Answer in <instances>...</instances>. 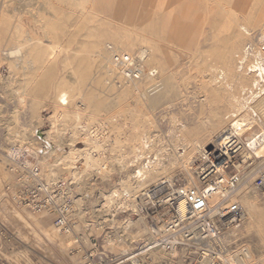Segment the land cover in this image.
Here are the masks:
<instances>
[{
	"label": "rangeland",
	"instance_id": "374dc122",
	"mask_svg": "<svg viewBox=\"0 0 264 264\" xmlns=\"http://www.w3.org/2000/svg\"><path fill=\"white\" fill-rule=\"evenodd\" d=\"M108 43L124 56L147 47V67L159 69L162 90L147 102L124 95L129 83L107 61ZM58 86L69 94L63 135L51 119ZM86 125L101 135L98 149L120 155L125 168L102 158L84 171L82 155L67 165L72 130ZM231 136L245 150L228 169L243 175L235 202L244 218L230 237L234 248L251 252L246 264H264V0H172L168 7L157 0H0V264H134L121 261L146 244L155 217L173 212L170 195L179 200L178 189L199 183L201 153ZM21 162L48 181L74 183L69 232L56 215L16 201ZM56 162L61 168L52 174ZM138 170L143 186L133 180L130 194L116 198ZM118 200L131 206L113 216ZM174 252L143 261L196 264L185 250Z\"/></svg>",
	"mask_w": 264,
	"mask_h": 264
},
{
	"label": "built area",
	"instance_id": "2783aa9c",
	"mask_svg": "<svg viewBox=\"0 0 264 264\" xmlns=\"http://www.w3.org/2000/svg\"><path fill=\"white\" fill-rule=\"evenodd\" d=\"M125 65H133L132 56L117 57ZM130 74L137 73L131 70ZM218 149L201 153L202 167L199 183L181 187L175 193L185 201L186 210L174 207L170 195L169 205L173 208L171 217L162 222L150 224L149 237L141 250L143 258L155 249L167 255L179 249L194 257L196 264H246L251 258L248 247L234 248L231 240L233 230L241 225L244 218L242 206L235 202L243 175L240 171H229L233 160L242 151V145L231 136ZM16 201L37 214H54L63 229L70 231L74 223L76 202L74 183L68 180L48 181L35 165L20 163L15 187ZM143 258L137 264H146ZM84 264H95L88 259Z\"/></svg>",
	"mask_w": 264,
	"mask_h": 264
},
{
	"label": "bare ground",
	"instance_id": "6f19581e",
	"mask_svg": "<svg viewBox=\"0 0 264 264\" xmlns=\"http://www.w3.org/2000/svg\"><path fill=\"white\" fill-rule=\"evenodd\" d=\"M158 2V6H170L172 3V0H157ZM80 7V6H79ZM106 50L111 52V56L110 58L107 60L109 61V63L112 65V70L116 71L117 75L119 77H122L124 80H126V84L129 83V85L124 89V95H129L132 92L134 94H136L138 97H141L142 102L143 100L145 102L150 100L151 95L155 94L156 92L162 90L163 88V83L160 80V76H159V69H150L147 67V63L148 61L151 59V57L149 56V49L147 47H140L132 56L134 62L133 65H125L123 62L117 60V57H122L124 56L121 53H117L115 51V49L113 48V46L108 43L106 45ZM158 51H160L158 49ZM16 53V51H10L7 52L6 54L8 56H13ZM159 53V52H158ZM160 54V53H159ZM2 55V54H1ZM263 69V68H262ZM134 71L135 73H137L136 76H132L130 74V72ZM206 71V70H205ZM226 74V73H225ZM222 76V74H220ZM168 76V75H167ZM201 81V80H200ZM117 83V82H116ZM112 86V85H111ZM171 86V85H170ZM59 87V88H58ZM57 87V92H58V102L56 104V111L55 113H53L51 115V119H52V123H53V130L56 131L57 133L61 132L62 135L65 133L66 128L61 129V120L64 119L65 116L69 115L68 113V108L67 105L69 104V94L67 89H61V86ZM146 88V89H145ZM232 89V88H231ZM173 90V89H172ZM110 91V89L108 90ZM165 91V90H164ZM110 93V92H108ZM170 93H172L170 91ZM168 96V95H167ZM166 96V97H167ZM164 98V97H163ZM234 99V98H233ZM154 100V99H153ZM152 101V100H151ZM81 102V101H80ZM261 102V101H259ZM241 104V103H240ZM84 105L83 102H81V104H78L77 106V110L75 111V116L77 117L76 119L80 120L82 118V111L83 108L82 106ZM150 105V104H149ZM208 106V105H207ZM240 109V108H239ZM68 118V117H67ZM80 123V122H79ZM242 122L241 121H237L236 123H234V126L236 125V130H243L242 127ZM103 125V124H102ZM104 126V125H103ZM241 126V127H240ZM50 131V130H49ZM88 131V132H87ZM71 133V132H70ZM55 134V133H54ZM51 135V134H50ZM59 135V134H58ZM27 136V135H26ZM60 136V135H59ZM23 137V136H22ZM52 137V135H51ZM61 137V136H60ZM71 150L67 153L66 155V161H67V165H71L72 162H75V158L77 157V155H82L87 159V162L89 163L87 166L84 167V171H87L89 169V167H91V163H95V161H101L102 158L103 159H112L118 162V164L122 167L125 168V163L124 161L119 158L120 155H115L110 153V155H108V151H106V147L102 148V149H98V147H104V143H102L101 140V135L99 133H96L93 130V126H85V127H79L76 126V128H73L72 130V134H71ZM50 138V137H49ZM230 137H224L223 140L229 139ZM79 140H82L85 145L82 148L76 147L75 143L78 142ZM222 140V141H223ZM20 141V140H19ZM219 142V141H218ZM148 143V142H147ZM261 145V144H260ZM94 148V150H92ZM140 148L143 150L144 146L143 144L140 146ZM245 150V149H244ZM244 150L242 151V154L244 153ZM200 153V152H199ZM122 154V153H121ZM123 155V154H122ZM126 154H124L125 156ZM128 155V154H127ZM126 155V156H127ZM81 156V157H82ZM121 157V156H120ZM123 157V156H122ZM244 157L249 158V156L245 155ZM78 158V157H77ZM80 158V157H79ZM83 158V157H82ZM125 158V157H123ZM126 159V158H125ZM77 160V159H76ZM81 160V159H80ZM62 161V160H61ZM65 163V161H63ZM78 162V161H77ZM79 163V162H78ZM66 164V163H65ZM95 166V165H94ZM70 167V166H69ZM77 167V165H76ZM60 165H58V163L56 162L55 164H51L50 166V173L52 174H56L59 170H60ZM96 168V167H95ZM111 168V165H110ZM110 168L108 166H104L103 169L106 170V172H110ZM72 170V168H70ZM112 169V168H111ZM142 169V168H141ZM140 169V170H141ZM148 169V168H147ZM93 170V169H92ZM138 170L135 174L134 177H129L127 176L125 179H123L122 181V190L121 191H115L113 193V195L116 198H120L119 195L121 194V192H124V194H130V192L128 191L129 186L134 185L135 181L137 182V186H140L144 180L143 178V173ZM75 171V170H74ZM77 172V171H76ZM90 172V171H88ZM144 172V170H143ZM151 173V172H150ZM75 174V172H74ZM78 174V173H77ZM135 180V181H133ZM143 180V181H142ZM143 186V185H142ZM135 187V186H134ZM139 187V188H140ZM140 190H142L140 188ZM144 195H146L145 200L148 197H152V195L149 192H144ZM108 197V196H107ZM123 197V195H122ZM109 198V197H108ZM128 198V197H127ZM178 199V198H177ZM175 201V209L181 211V212H185L186 210V205H185V201L184 199L181 197L179 200ZM116 200V199H115ZM117 201V200H116ZM119 201V200H118ZM108 203V202H107ZM110 203V202H109ZM114 203V202H112ZM119 203V206H117L116 204V208L114 210V214L113 216H115V214L121 209V208H126L127 205L131 206V203H123L121 201L117 202ZM121 203V204H120ZM134 203V202H133ZM110 205V204H109ZM112 205V204H111ZM134 207V206H133ZM164 220L169 219L171 217V211L170 210H165L164 214H163ZM156 220H158V222L162 221V219H160L159 217H155ZM132 221V220H131ZM259 237V236H258ZM143 247L139 248L137 251L134 252H129L124 256V259H122L121 262H125L127 260H132V262L134 264L138 263V259L139 258H143V254L146 252V250H141ZM252 250V249H251ZM151 256H153L155 259H157V257L161 254L163 255H167L166 253H164L162 250L159 249H155L153 251L150 252ZM172 254H175V252H172ZM251 255V252H250ZM252 257V255H251ZM251 259V258H250Z\"/></svg>",
	"mask_w": 264,
	"mask_h": 264
}]
</instances>
